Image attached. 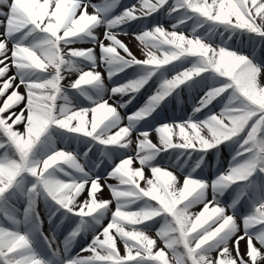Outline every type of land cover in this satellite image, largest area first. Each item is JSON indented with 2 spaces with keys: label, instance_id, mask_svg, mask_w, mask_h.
Listing matches in <instances>:
<instances>
[{
  "label": "snow or ice",
  "instance_id": "obj_1",
  "mask_svg": "<svg viewBox=\"0 0 264 264\" xmlns=\"http://www.w3.org/2000/svg\"><path fill=\"white\" fill-rule=\"evenodd\" d=\"M118 7L121 0H0V220L7 222L0 223V264H50L34 234L53 257H62L60 264H264V200L239 218L241 231L233 210L245 193L227 206L219 199L256 173L254 183L264 193V0H138L117 13ZM154 14L174 21L171 29L151 24ZM133 22L142 25L132 33L141 58L120 39ZM101 66L112 81L108 99L88 108L66 103L65 88L104 89ZM72 73L75 79L65 83ZM153 85L141 107L121 114ZM182 86L203 93L194 97L187 119L137 128ZM52 129L91 145L83 156L50 150ZM233 144L228 168L211 184L191 172L181 183L153 163L173 150L196 153L195 172L204 154ZM93 145L102 156L122 150L118 162L109 159L106 174H93L103 162L89 156ZM105 186L111 200L97 195ZM41 199L79 219L62 241L40 230ZM195 205L203 207L192 212ZM89 220L90 241L69 255ZM29 221L33 227L22 229Z\"/></svg>",
  "mask_w": 264,
  "mask_h": 264
},
{
  "label": "rangeland",
  "instance_id": "obj_2",
  "mask_svg": "<svg viewBox=\"0 0 264 264\" xmlns=\"http://www.w3.org/2000/svg\"><path fill=\"white\" fill-rule=\"evenodd\" d=\"M102 0H94L92 3H100ZM171 3V0H169ZM138 0H121V7H118L116 12L123 10V7L132 6L133 4H137ZM91 10V9H90ZM148 21L151 22V24H160L163 25L166 29H171V24L174 23V21L169 20L166 15H159L154 14L153 17H149ZM142 25H138L136 22H133L131 25L125 26V30L128 32V35H121L120 39L126 43V45L129 47V49L133 52L134 55H136L138 58H141L143 53L141 50V45L138 41L134 39L132 36L133 32H138ZM186 31H190V28ZM103 29H97V35L102 39ZM215 39H218L219 37H214ZM80 46H91V45H80ZM97 48V53H98ZM79 67H87L83 62H81ZM14 71V70H13ZM97 71H100L102 75L104 76V89H96V88H88V89H82L79 92L71 91L68 88L64 89V94L67 97L66 103L70 105H75L77 108H88L91 106V101H94L96 99H108V90L112 87V81H109L107 79L106 73H104L103 67H98ZM132 69H129V74L132 73ZM75 73L72 74H66V80L65 83L70 81L71 78H75ZM121 76H124V73L120 74ZM126 79L133 78L131 75L128 77H125ZM115 80H118V82L123 83V80H119V78H114ZM155 90V85H153V88L148 90H143L140 94L137 95L136 99L133 100L132 104L128 105L126 109H120L121 114L126 116L128 114H131L136 111L137 108L141 107L147 97L152 94V92ZM23 91V90H22ZM179 93V95H177ZM198 94L202 95L203 93L199 91V89H188L187 86H182L181 89H178L176 92L172 94V96L168 97L167 100L160 106V108H157L156 112L152 114L151 117L148 118V122L141 121L140 125H137L138 129L143 130H150L152 127H155L156 124L159 123H170L174 120H182L187 119L188 115L192 112L193 104L195 103L194 97L198 98ZM121 98L114 97L113 100L119 102ZM124 99H127L125 97ZM113 100H110L111 103ZM207 111V110H205ZM215 112L220 111V106H217L213 109ZM199 119H203V114H197ZM153 118H155V121H153ZM126 123V120H125ZM150 140L153 144H159L158 136L154 131H150ZM133 141H135V133H133ZM50 144V150H57V149H63L66 152H71L76 154L77 156H83L84 152L88 150L89 145H91V141L87 140L84 137L74 138V135L68 132H63L59 129H52L51 135L48 138L47 141ZM135 144L132 145V148L134 149ZM235 144L231 145V147L226 145H221L219 151L211 150L209 153L204 154V161L200 164V167L196 169L195 172H192V168L195 167L196 162L199 160V156L196 153H192L191 155L187 153H183L180 151H170L168 153H161L160 156H157L156 161L153 163H158L162 167L167 168L170 171H173L175 175H177L178 179L182 183L183 177L185 175H188L190 172L191 174L203 181H207L209 184L212 183L213 180H215L219 175L225 172V170L228 168L229 161L235 151ZM119 151L117 150L113 152L112 150H108V152L105 153L104 156L101 155V149L99 145H93L92 151L89 152V156L92 157L93 161H100L101 167L93 173L94 175L98 174H106V170L110 171L112 164L109 163V159L112 160L113 163L118 162L119 159ZM108 153H111L109 156ZM134 155V151L131 153ZM161 157L164 159L162 160ZM133 167H139L137 163L133 164ZM145 174L150 176V172L145 169ZM256 175H259V173H256L254 177L250 178L249 181L232 185L227 191L223 193L219 197L220 203L227 206L228 204L232 203L235 196L238 194L239 191H243L245 193L244 197L240 199L239 204L236 205V208L233 210V214L238 218V222L241 226V231L243 230V224L242 220H239V218H242L249 214L252 211V205L253 203H256L260 200H264V193H261L256 184L254 183L256 179ZM108 183L114 184L115 181L109 180ZM143 186V183L142 185ZM98 197L100 199L104 200H111V193L105 186L102 192H99ZM207 198L211 200L212 193L211 190H208ZM50 203V202H49ZM21 211H22V205ZM110 207L114 210L115 205L114 203L110 205ZM133 209L136 208L135 205L132 206ZM203 205H195L191 211L192 212H199L202 209ZM55 212V216L52 218V223H49V216L51 215V212ZM36 212L39 214L40 221H41V231L45 234L51 237V234L53 233L57 239V241H62L64 237L68 234L69 231H71L72 228L76 227L77 223H79V219L75 217L65 216L62 214V211H56L55 206L53 205L51 208L48 207V205L44 202L43 199L39 200L36 205ZM22 219V214L19 217ZM108 219H110V214ZM107 222V221H105ZM0 223H3L5 226H7V222L0 220ZM103 223V221H102ZM92 221H86L82 225V234L78 238L76 242V246H74L69 253V255H75L76 252L79 251L80 247L86 246L87 243L91 239L92 235V227H93ZM33 227V224L31 221L27 225H21V228H29ZM160 227V224H156L151 232V235L155 237V230ZM52 232V233H51ZM34 239L37 241V248L40 251L41 255H43L47 260L50 261V264H60V260L62 257H53L51 253L47 250V248L44 246L43 242L40 240V237L38 234H34ZM159 243V241H158ZM162 245V244H161ZM56 247V245H54ZM163 247V245H162ZM246 245L245 242H241V250L243 251L245 249ZM122 250V246H121ZM60 251L63 252V247L60 245Z\"/></svg>",
  "mask_w": 264,
  "mask_h": 264
},
{
  "label": "bare ground",
  "instance_id": "obj_3",
  "mask_svg": "<svg viewBox=\"0 0 264 264\" xmlns=\"http://www.w3.org/2000/svg\"><path fill=\"white\" fill-rule=\"evenodd\" d=\"M91 2H94V0H91ZM89 11L91 12L92 10H90L89 9ZM79 47H89V46H79ZM72 79H75V78H71L70 80H72ZM23 89H21V91H22ZM110 103H111V101H109ZM160 246L162 247V245L160 244Z\"/></svg>",
  "mask_w": 264,
  "mask_h": 264
}]
</instances>
